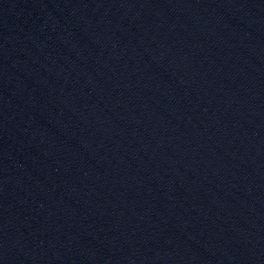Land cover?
Segmentation results:
<instances>
[{
    "label": "water",
    "instance_id": "1",
    "mask_svg": "<svg viewBox=\"0 0 264 264\" xmlns=\"http://www.w3.org/2000/svg\"><path fill=\"white\" fill-rule=\"evenodd\" d=\"M0 264H264V0H0Z\"/></svg>",
    "mask_w": 264,
    "mask_h": 264
}]
</instances>
